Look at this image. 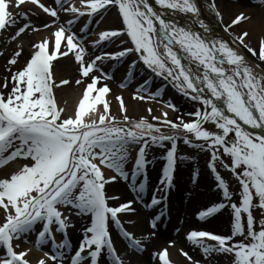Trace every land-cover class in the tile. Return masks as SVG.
<instances>
[{
	"label": "snow or ice",
	"instance_id": "snow-or-ice-1",
	"mask_svg": "<svg viewBox=\"0 0 264 264\" xmlns=\"http://www.w3.org/2000/svg\"><path fill=\"white\" fill-rule=\"evenodd\" d=\"M14 3L20 7L25 0H14ZM31 3L58 18L57 8L47 7L41 0H31ZM55 3L64 12L72 13L73 18L55 28L52 33L54 43L51 37H46L32 45L30 58L12 74L13 87L7 98L0 92V166L18 157L31 161L0 178V209L4 212L0 223V246L6 249V254L0 256V264H30L27 251H16L13 241L32 231L37 223L42 224L36 238L37 246L51 240L55 254L50 256L45 252L44 257L63 264L70 242L66 238L69 217L61 208L68 206L76 209L78 215L90 216L78 248L71 254L70 264H107L105 256L110 258L111 264H125L109 230L110 221L126 238L130 248L144 251L142 240L126 230L119 216L120 213H133L134 201L109 205L105 186L117 176L106 177L101 166L128 180L125 165L130 159V147L138 146L130 175L136 199L142 201L146 190L148 149L152 146L166 148V163L159 186L152 192L150 203L145 205L149 208L159 206L167 196L158 193H167L173 186L178 161L192 159L177 155L181 139L194 149L210 152L208 168L222 194L221 202L199 211V218L212 217L229 207L232 210L230 234L190 230L186 234L187 240L206 257L221 253L231 257V264H264V216L257 228L253 215L256 208L264 210V133L249 131L241 124L264 130V74L257 73L246 62L238 47L222 39L206 38L192 27L166 18L152 7L149 0H79L81 7L70 4L66 8L67 0H55ZM155 3L174 12L191 13L204 32L209 31L205 21L199 19L200 8L196 0H155ZM111 5L118 6L123 27L100 31L98 39L91 41L92 45L96 47L101 42L114 41L126 32L133 47L103 51L86 61L83 38L71 31L72 25L85 14L94 17ZM10 6L9 0H0V30L15 26L21 17L27 19L26 12L13 13ZM212 7L214 9V5ZM216 15L220 13L216 12ZM244 19L247 17L240 13L232 24ZM52 23L56 24V21ZM87 28L86 24L81 31ZM29 29H32L31 23H23L12 38L16 39ZM247 35L244 32L236 36L232 44L238 42L255 55V50L246 43ZM70 53L79 62L82 77L75 83L89 82L83 88L73 115L63 117L65 109L58 106L54 89L69 84V81L60 79L57 83L54 61ZM130 53H138L139 60L152 73L170 79L185 96L202 104V108L190 113L195 119L185 121L177 117V123L164 113L162 121L160 117H152L153 121L161 123L149 122L145 117L133 120L127 115L125 102L120 96L116 100L122 117L111 114L106 100L110 88L106 83L100 84L111 78V74L105 72L102 63L109 59L120 60ZM21 54L22 49L16 51L8 63L15 64ZM258 55L264 60V38L259 41ZM136 63V60L132 61L130 73ZM148 84L146 80L133 97L147 91ZM139 98L145 99L142 95ZM205 122L214 124L215 130L204 127ZM231 134L234 135L229 139ZM223 155L230 157V164L223 163ZM218 161L237 178L239 202L233 200L229 183L217 170ZM198 177L199 173L194 172V183ZM161 215L163 213L153 217V228ZM55 233H64L65 239L57 243ZM237 236L242 239L236 240ZM181 252L192 260L188 252L182 249ZM154 256L162 264H172L167 248ZM37 264H46V259H40ZM194 264L200 262L194 261Z\"/></svg>",
	"mask_w": 264,
	"mask_h": 264
},
{
	"label": "bare ground",
	"instance_id": "bare-ground-1",
	"mask_svg": "<svg viewBox=\"0 0 264 264\" xmlns=\"http://www.w3.org/2000/svg\"><path fill=\"white\" fill-rule=\"evenodd\" d=\"M256 1V0H253ZM10 2V8L9 10L13 13H19V12H26L27 13V19L25 18H19L18 22L15 26L9 27L8 29H5V32L9 34V32H12L14 29H18V27L22 26L23 23L30 22L32 25V28L37 29L34 30L36 37L41 41L42 39L46 37H51L52 42L54 43V37L52 36V33L54 32L55 28L58 27L61 23L66 24V22L69 19L73 18V14H61L58 12V18L52 17L50 14L43 12L42 9H39L37 5H34L31 3V0H25V3L17 7L14 3V0H9ZM42 3H44L47 7H54L57 8L56 3L53 0H41ZM152 7L160 11L164 14L166 18H168V11L165 8H161L159 5L155 3V0H149ZM244 0V4L242 5L237 0L229 1L228 3V9L230 10V13H233V18L231 21L235 18L236 15L243 13L245 17H247L246 21L242 20L238 27L231 26L228 27L227 24H225L224 18H221L220 15L217 16L216 12H218L219 7L214 6V9L212 5H207L202 3L200 0H196L197 6L200 8V16L199 19H203L205 21V24L208 26L209 31L204 32V30L200 27L198 20L196 17H194L191 13H180L175 12V14L178 16V20L182 25H188L190 27L197 28V32H200L203 36L206 38H216V39H222L224 41H227L231 46L238 47V50L245 56L246 62L252 66L257 73L264 72V60H260L258 56H254L256 59H253L251 57L250 52L248 51V48H244L243 46L238 45V42L236 45L232 44V41L229 40V38L226 36V34L230 35L233 39L240 35L243 31L247 32L248 35L246 37V43L249 45L250 48L253 49V46L258 45L259 41L264 38V1H262V4L259 6L253 5V4H246ZM73 5L77 7H81L79 0H74ZM68 7V6H66ZM65 7V8H66ZM221 8V7H220ZM227 9V10H228ZM256 10H258L256 12ZM110 11V12H109ZM115 10L112 8L111 10H102L98 15L94 17H89L87 14H85L83 17H80L77 19L76 23L72 25L71 31L76 33L79 37L83 38V43L87 49V53H93L92 57L95 55H99L103 51L108 52H114L121 50V48L126 47L123 44H121V39L118 38L114 41H106L101 42L99 46L94 47L91 43L92 40L98 39V34L100 31L110 29L111 21L114 23V25H118L119 20L115 12ZM47 14V15H46ZM262 16V17H261ZM56 21V24H53V21ZM48 24V28H44L43 25ZM88 25V28H91L95 26V30L92 34L84 38L85 31H81L82 28H84V25ZM217 25L219 26L217 28ZM121 26V25H120ZM157 27H159L157 23ZM87 28V29H88ZM119 28V27H118ZM114 29V28H113ZM4 31L1 30L0 33ZM91 32V29H89V33ZM255 43V44H253ZM63 42H62V48H63ZM178 50L179 46H175ZM22 49V54L17 58V62L15 64H8L4 62L3 56L4 54L0 50V92L4 93L5 98H7V95L9 93L10 88L13 86V81L11 79L12 74L21 69L27 59L30 58L31 53L33 52L31 50L30 46H20L16 48H11V51H13V55L16 51ZM86 53V54H87ZM258 53V51H256ZM86 56V55H85ZM258 58V59H257ZM93 58H86V61H90ZM134 60V56L130 53L128 56L120 59L117 61V63L112 67L114 60H105L102 63V67L104 68L105 72L111 74V81H110V92L106 94V100L109 102L110 105V112L112 115L116 116L118 111V104H116V100H112L110 98V95L113 93L115 89H119V86L122 84L124 85L123 76L127 74V72L130 70V66L132 64V61ZM138 61V60H137ZM108 63V64H107ZM107 64V65H106ZM138 62L136 63L135 67L131 70L133 72L134 78L132 80L131 85L138 88L142 85L140 83L142 80H145L144 77H142V72H139ZM126 70V74L124 75V71ZM122 72V76H121ZM96 75H99V73H94ZM54 76L58 83L60 79H66L69 81V84L65 86H59L55 88L54 90L62 91V92H68V90L73 89L74 85H76L75 81L77 79H82L81 74L79 72V62L75 60L74 54L70 53L67 57H58L54 61ZM136 76L138 78H141V80L137 81ZM147 78L149 77L148 74H146ZM154 77H152L153 79ZM151 79V81H152ZM155 80V79H154ZM107 82V80H102L100 84ZM5 82H7V87H4ZM88 80H84L83 87L88 83ZM159 85L164 86L163 82L159 80ZM144 84V83H143ZM154 84H156V80L154 81ZM100 86V85H98ZM135 88V89H136ZM154 88V87H153ZM156 89V88H155ZM155 89L152 90V93H155ZM165 89H163L164 91ZM162 91V93H163ZM123 94V93H122ZM144 96V95H143ZM123 98V97H122ZM62 99H66L67 102H70L69 97L65 96L63 98L57 97L56 100L61 102ZM151 99V98H150ZM157 99H153L151 102H146L143 104L147 109H141L140 115L143 114V112H149L148 109L151 108V112H155L156 106L162 110H166V106L164 104H161V102H157ZM134 103L126 102V108H127V115L133 116L134 114H131V105ZM154 105L155 107H153ZM60 107L64 108L68 111V113H73L75 106H68L67 104L63 105L61 104ZM97 107L102 108V105H98ZM117 109V111H116ZM120 114V112H118ZM174 115H176L174 113ZM245 126L249 131H256L264 133V130L261 129H252L250 126ZM137 148V147H136ZM135 152L130 156V159L128 160L129 166V173L132 169V162L135 159ZM132 158V159H131ZM156 160H149V172H146L147 180H146V190L143 196V200H137L136 199V192L132 190V181L131 179L125 180L123 178H120L113 187L115 188L117 194L119 196L122 195H128L130 199L134 201V212L131 213V217H127V215H124V213H120V219L122 223L124 224L127 231H130L134 234V236L138 239H141L142 242L145 245L144 251H134L132 248L129 247L128 241L126 238H124L120 232V230L116 227V225L112 222V226L109 227V230L111 232V235L114 240L115 247L117 248L118 254L121 255V257L124 259L125 264H132L127 263L128 259L134 260L138 254L143 253L142 256L146 257L147 262L151 260L149 252L152 250V247L156 244L162 243L167 237L169 230L171 231H177L178 237L176 238V241L179 243V247L170 245L166 246L169 252V259L175 261L176 263L184 264L183 262H180L178 257L186 258L182 252L181 249L185 252H188V254L192 257V262L196 261L197 259H203V260H211L215 261L217 263H224L226 264L229 259H231L230 256L223 258V256L219 253H212L211 256L206 257L203 252L195 245L192 244V242L188 241L186 238L185 229L191 228V227H213L216 230H223L224 228L227 229V220L222 212L220 214H216L215 216L208 217L204 220H199L197 218H190L188 216H185L182 212V206L184 204L188 205L195 200H199L200 198H203L201 193L197 194V191L201 190V187L199 185L191 186L185 180L182 178L177 177L176 180L173 181V186L168 190L167 193H163L161 195H166L169 208H165L163 204L147 208L145 206V198L151 196L152 192L159 186V179L162 174V172L156 171ZM8 168L6 166H3L0 170V178H3L5 175H10L8 172ZM181 174L180 168L177 167L175 176H179ZM115 175L114 173H111L109 176ZM143 179V177H141ZM139 182V181H137ZM114 203H110V206H112ZM61 211L69 217V227L67 229L66 238L70 242V247L65 250V256L63 260V264H67L66 260L70 264V256L72 254V250L75 243H79V241L82 239L83 236V229L89 225L90 223V216L88 215H78L77 210H73L70 208L71 214H67V208L62 207ZM221 211V210H220ZM219 211V212H220ZM163 213L161 215L160 220L156 222V227L153 228L151 221L154 216L157 214ZM4 219V212L2 209H0V223L3 222ZM42 224L37 223L33 230L21 235L20 238L14 239L13 244L16 251H27V259L30 261V264H37V262L44 258L46 259V264H56V262L52 261L50 258H45L44 253L48 252L50 255L55 254V249L53 250V247L51 246L50 241H45L41 243L39 246H37L36 243V231L35 229L41 230ZM209 231V230H208ZM180 233L185 235V237L180 238ZM216 233V232H215ZM230 234V233H229ZM144 237H148L147 240H144ZM55 239L56 242L59 243L61 240L65 239L64 233H55ZM130 248L132 251H130L127 255L123 254L124 249ZM152 253V252H151ZM6 254V249L3 246H0V256H3ZM104 261L107 262V264H111L110 258L107 256L104 257ZM150 264H158L157 262L150 263ZM161 264V263H159ZM175 264V263H174Z\"/></svg>",
	"mask_w": 264,
	"mask_h": 264
},
{
	"label": "rangeland",
	"instance_id": "rangeland-1",
	"mask_svg": "<svg viewBox=\"0 0 264 264\" xmlns=\"http://www.w3.org/2000/svg\"><path fill=\"white\" fill-rule=\"evenodd\" d=\"M208 1H211L213 4L217 5L218 7L219 6L221 7V8L219 7L218 12L220 13L221 18L226 19L224 23L227 24L228 27L234 26L232 24V21H231V19L233 18L234 12L230 13V10L228 9V3H229V1H232V0H208ZM238 1L242 5L244 4V0H238ZM245 1H247V2H245L246 4H249V5L253 4V5L259 6L262 4V1H264V0H256V1L245 0ZM257 11L258 10H256V12ZM119 17H120V14H119ZM120 18L122 21V17H120ZM244 21H246V19H244ZM243 22H239V23L235 24V26L237 25L236 27H238ZM95 26L85 30V35H84L85 38L94 32ZM112 27L114 28L115 26H112ZM116 27H119V26L116 25ZM32 29H34V28H32ZM32 29L26 30L24 33H22L16 39H13L12 37L15 35L17 28L14 29L12 32H9V34L7 33V31L5 32V30L0 33V50H2L1 52L4 54V56H3L4 62L8 63L9 60L13 58V51H11V48L20 47L23 45V46H30L31 50L33 51L32 45L39 42V39L36 37V34H35L34 30H32ZM89 29H91L90 33H89ZM242 33H244V31ZM253 44H255V43H253ZM258 47H259L258 45L253 46V50H255V52L258 51ZM251 53L253 54V52H251ZM92 54L93 53H87L85 57L86 58H94V57H92ZM254 56H258V58L260 59L258 53L255 54ZM144 70L145 69H143V71ZM121 76H122V72H121ZM151 78L152 77L148 78V81H149L148 91L139 92L137 97L134 98L133 94L137 93V88L131 84H128V82L125 81V77H124V79H123V81L125 83L124 86H119V89H115L113 91V93L110 95V98H112V100H116V97L120 96V97H123V100L125 103L130 102V100H131V102L134 103L133 105H131V114H134V115L129 116V117L132 118L133 120H138L140 117H145L146 119L149 120V122L161 123V121L163 120L164 113H167L168 119H170L174 122H177V123L179 122L177 120V117H182L183 120H185V121L195 119V117L191 116L190 113H193L197 108L203 107L200 102L193 101L189 96H185L177 87L174 86L173 82L170 79H168V80H170V83L168 84V88H165L163 93L159 92L158 94L156 93V95H154V93H152V90L155 89L159 84L157 82H156V84H154V83L151 84V82H150ZM106 80H107L106 84L109 86L111 78L106 79ZM104 83H105V81H104ZM104 83H102V84H104ZM73 87L74 88L71 90H68V92H62V91L59 92L57 90H54L55 98H57V97L63 98L65 96H67L70 99L69 103L67 102L66 99H62L61 102L57 101L59 107L61 104L63 105V103L67 104L68 106H73V107L74 106L76 107L78 105V102H79L80 98L82 97V91H83L84 87H83V84H80V85L76 84ZM11 90H12V88H10L9 93L11 92ZM141 95L142 96L144 95L145 99H143V100L140 99L139 96H141ZM153 99H157L156 100L157 102H161V104H164L166 106V110H162L156 106L155 112H146L145 111V112H143V114L140 115L141 109H147L143 104H145L146 102L152 103ZM117 102H119V101L116 100V104H117ZM170 105H174L175 107L174 108L170 107ZM152 106L155 107L154 105H152ZM117 108H118V111L116 109V111H117L116 117L121 118L122 113L120 112L119 104H118ZM118 112H120V114ZM174 113L176 115H174ZM69 115H73V113H68L67 110H65L64 113L62 114L63 117H67ZM153 116L160 117L161 121H153L152 120ZM204 127L211 129V130H215V126L211 122H206L204 124ZM162 130H164L165 132L168 131V129L166 127H162ZM233 135L234 134H231L229 139H231ZM193 139H194V137H193ZM169 145H170V143H167L168 147H170ZM135 148H136V146L130 147V156L132 155V152L134 153ZM220 151L222 152V149ZM165 152H166V148H161L159 146H152L150 149H148L147 159L148 160H153V159L156 160V163H155L156 167L155 168H156V171H158V172H162V169L165 165V162H164ZM177 152H178V156L187 155L189 157H192V159H190V160L178 161L177 166L180 168V172H181V174H179V176H178V179L182 178L183 180H185V182H187L191 186L199 185L201 187V190H199V192L197 191V194L201 193L203 198H200L199 200H195L194 202H192L188 205L184 204V206H182L183 214L185 216L190 217V218H194V217H196V213H198L200 210H203L207 206H210L212 203L221 202L222 194L217 189L216 182L214 180V175L211 173L210 169L208 168V162L210 159V152L209 151H206L204 149H194L191 146L184 144L183 140L181 139L178 141ZM222 159H223V163L230 164V162H231L230 157L227 155H223ZM26 163H31V161L28 159H23V158L18 157L13 161L7 162L3 166H6L8 168V170H9L8 172H12V171H14L13 168L22 166L23 164H26ZM223 163H221L219 161L217 162V170L225 178V180L229 183L230 191H232L234 193L233 200L235 202H239V191L240 190H239L238 180L232 174V172L230 171L229 168H225L223 166ZM3 166H0V170H1V168H3ZM128 166H129V164L126 163L125 168H126V171L129 172V168H127ZM149 166H150V164L148 163L146 168L149 169ZM101 167H102V171L105 173L106 177L109 176L111 173H114L115 176H117V179L115 181H111V182L107 183L105 186L106 195L110 198L108 201L109 205H110V203H114L112 206H116V205H119L120 203H123L125 201L132 200L126 194L119 196V194H117L115 188L113 187V185L122 177H120L118 175V173H116L112 169H108L104 166H101ZM194 172L199 173V177L195 183L193 182V179H192ZM114 197H118V199H114ZM148 198L151 199V196L145 198L146 203L150 202V199H148ZM70 208H71V206L67 207V214L68 215L71 214ZM71 209H73V208H71ZM73 210H75V209H73ZM221 212L223 214L221 216L226 217L227 229L224 228L223 230L219 231V230L214 229L213 227H191V228H186L185 233L187 234V232L190 230H199V229H210L211 231L217 232L219 234L231 233L232 210L229 207V208L222 209L220 211V213ZM220 213H218V214H220ZM124 215H127L128 218L132 216L131 213H124ZM253 215L256 219V227L259 228V220L262 216H264V210H260V209L256 208L253 210ZM245 219H246V215H245ZM110 226H112L111 221L109 222V227ZM35 231H36V235H37L39 230L35 229ZM185 235L180 233V238L185 237ZM177 237H178L177 231L169 230L168 237L162 243L156 244L155 246L152 247V250L149 252L150 257H147V258H151V260L149 262H147L146 257L142 256L143 253H140V254H138V256L134 260L128 259L127 263L150 264L151 262L152 263L157 262L159 264L158 258H157V256H154V253H157L160 250L165 249L166 246H170V245H174V246L179 247V243H178V241H176ZM235 239L239 240V239H242V237L237 236V237H235ZM170 241H171V243H169ZM209 243H212V242H209ZM78 245H79L78 242L74 244L72 253H74V251L78 248ZM130 251L133 252V250H131L130 248H126V249H124L123 254L127 255ZM219 254H221V253H219ZM221 255L223 256V258L228 257V255H226V254H221ZM178 259L180 260V262H183L184 264H194V262H192L186 258H182V257L179 258L178 257ZM171 261H172V264H174V263L180 264V263H176L173 260H171ZM196 261H199L200 264H220V263H217L215 261L208 260V259L207 260L197 259ZM66 262H67V264H69L67 260H66ZM221 264H224V263H221ZM226 264H231V259H229Z\"/></svg>",
	"mask_w": 264,
	"mask_h": 264
},
{
	"label": "water",
	"instance_id": "water-1",
	"mask_svg": "<svg viewBox=\"0 0 264 264\" xmlns=\"http://www.w3.org/2000/svg\"><path fill=\"white\" fill-rule=\"evenodd\" d=\"M167 11H168V14H169V16H170V19H173V20H175L176 22H178L179 24H181L180 21H178V19H177V17H176V14H175V12H174L173 10H167ZM181 25H182V24H181ZM218 27H219V26L217 25V28H218ZM192 29H193L194 31H197V28L192 27ZM226 36L229 38L230 41L233 42L234 39H233L230 35L226 34ZM261 74H264V72H262Z\"/></svg>",
	"mask_w": 264,
	"mask_h": 264
}]
</instances>
